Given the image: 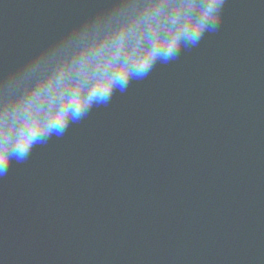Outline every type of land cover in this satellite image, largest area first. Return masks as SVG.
I'll list each match as a JSON object with an SVG mask.
<instances>
[{"label":"water","instance_id":"95a60500","mask_svg":"<svg viewBox=\"0 0 264 264\" xmlns=\"http://www.w3.org/2000/svg\"><path fill=\"white\" fill-rule=\"evenodd\" d=\"M112 4L0 0V78ZM0 264H264V0L14 161Z\"/></svg>","mask_w":264,"mask_h":264},{"label":"clouds","instance_id":"9594fccd","mask_svg":"<svg viewBox=\"0 0 264 264\" xmlns=\"http://www.w3.org/2000/svg\"><path fill=\"white\" fill-rule=\"evenodd\" d=\"M226 0H113L0 78V176L62 138L94 107L146 78L157 63L215 32Z\"/></svg>","mask_w":264,"mask_h":264}]
</instances>
